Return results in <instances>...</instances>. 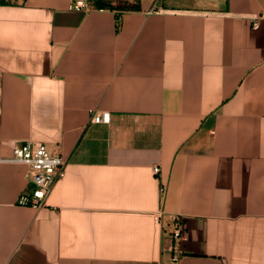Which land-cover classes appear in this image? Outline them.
<instances>
[{
    "label": "crops",
    "instance_id": "0c3cea01",
    "mask_svg": "<svg viewBox=\"0 0 264 264\" xmlns=\"http://www.w3.org/2000/svg\"><path fill=\"white\" fill-rule=\"evenodd\" d=\"M70 2L0 3V264H264V0Z\"/></svg>",
    "mask_w": 264,
    "mask_h": 264
},
{
    "label": "built area",
    "instance_id": "2783aa9c",
    "mask_svg": "<svg viewBox=\"0 0 264 264\" xmlns=\"http://www.w3.org/2000/svg\"><path fill=\"white\" fill-rule=\"evenodd\" d=\"M70 7L76 10H91L88 0H71ZM258 26L257 19L252 22ZM6 161L22 163L30 171L32 187L24 191L17 199V204L39 209L46 205L48 195L55 183L65 174V160L51 153L44 143L26 141L13 147L12 155ZM154 175L159 173L158 165H152ZM172 237L183 238L182 219L174 216L172 219ZM170 264H178L177 256H173Z\"/></svg>",
    "mask_w": 264,
    "mask_h": 264
},
{
    "label": "rangeland",
    "instance_id": "374dc122",
    "mask_svg": "<svg viewBox=\"0 0 264 264\" xmlns=\"http://www.w3.org/2000/svg\"><path fill=\"white\" fill-rule=\"evenodd\" d=\"M5 2H10V3H14L17 2L18 0H4Z\"/></svg>",
    "mask_w": 264,
    "mask_h": 264
},
{
    "label": "trees",
    "instance_id": "16d2710c",
    "mask_svg": "<svg viewBox=\"0 0 264 264\" xmlns=\"http://www.w3.org/2000/svg\"><path fill=\"white\" fill-rule=\"evenodd\" d=\"M5 1L4 0H1L0 3H4Z\"/></svg>",
    "mask_w": 264,
    "mask_h": 264
}]
</instances>
